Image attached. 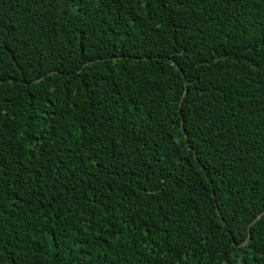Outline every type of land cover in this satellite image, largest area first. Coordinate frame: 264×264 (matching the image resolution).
I'll return each mask as SVG.
<instances>
[{
    "label": "trees",
    "instance_id": "16d2710c",
    "mask_svg": "<svg viewBox=\"0 0 264 264\" xmlns=\"http://www.w3.org/2000/svg\"><path fill=\"white\" fill-rule=\"evenodd\" d=\"M0 264H264V0H0Z\"/></svg>",
    "mask_w": 264,
    "mask_h": 264
},
{
    "label": "water",
    "instance_id": "95a60500",
    "mask_svg": "<svg viewBox=\"0 0 264 264\" xmlns=\"http://www.w3.org/2000/svg\"><path fill=\"white\" fill-rule=\"evenodd\" d=\"M180 104H181V101H180L179 105H180ZM216 210H217V214L220 216V211L218 210L217 207H216ZM260 215H261V214H260ZM260 215H259V216H260ZM259 216H258V217H259ZM256 218H257V217H256ZM256 218H255V219H256ZM255 219H254V220H255ZM254 220H253V221H254ZM249 230H250V225H248V232H249ZM249 237H250V233H248V238H247V239H249Z\"/></svg>",
    "mask_w": 264,
    "mask_h": 264
}]
</instances>
